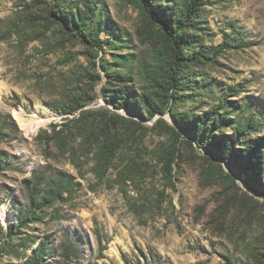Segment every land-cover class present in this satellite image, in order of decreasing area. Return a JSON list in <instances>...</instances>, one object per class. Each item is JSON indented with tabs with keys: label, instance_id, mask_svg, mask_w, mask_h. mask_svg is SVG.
<instances>
[{
	"label": "rangeland",
	"instance_id": "rangeland-1",
	"mask_svg": "<svg viewBox=\"0 0 264 264\" xmlns=\"http://www.w3.org/2000/svg\"><path fill=\"white\" fill-rule=\"evenodd\" d=\"M153 1L159 14L179 3ZM86 3L93 18L81 34L70 19ZM58 8L67 21L50 16ZM164 32L141 0H0V226L28 209L34 176L66 172L76 183L23 235L0 234V264H26L44 242V264H264V195L171 111L202 117L222 106L226 133L253 118L260 129L250 138L264 143V0L206 3L185 36L180 100L151 119L141 101L159 104L164 93L173 51ZM125 85L144 117L112 103ZM109 124L124 135L111 165L98 149ZM177 149L169 172L163 161Z\"/></svg>",
	"mask_w": 264,
	"mask_h": 264
},
{
	"label": "trees",
	"instance_id": "trees-1",
	"mask_svg": "<svg viewBox=\"0 0 264 264\" xmlns=\"http://www.w3.org/2000/svg\"><path fill=\"white\" fill-rule=\"evenodd\" d=\"M208 1L179 0L178 5L159 14L151 8L154 3L153 0H141L142 9L148 15L150 21L155 25H160L165 30L164 37L166 41L173 45L169 67L165 73L166 81L162 88L164 93L159 104L155 102L151 103L147 99L144 101L138 98V100H142L143 105H146L145 109L150 114L151 119L155 114H165L167 109L172 108L175 101L180 100L176 94H178L184 85H187L185 74H188L189 70L185 63L187 60L184 57V52L189 47V39H185V36L194 27ZM86 8L88 9V13L79 15L75 21L72 20V16L70 19L71 26L81 34H86L89 28V21L93 18L92 16H88L92 14L91 4L86 3ZM50 16H54L58 21H67L69 18L68 16H64L59 8L53 14L51 12ZM49 22L56 24L57 21L50 18ZM225 45L226 43L222 46ZM133 96V88L125 85L124 89L116 94L115 101L119 100L120 102L112 101V103L130 107L141 117H144L143 106H133L131 104ZM221 110H224V107L221 106L219 109L216 107L212 108L210 113L202 117L190 114L178 117L177 110L171 111L179 125L194 136L201 147L208 148L223 163L230 165L234 171L240 174L243 182L249 189L264 195V143L259 142L262 140L250 138L251 134L259 133L260 124L253 118L235 122L231 126L232 133L228 134L226 133L228 118L226 115L220 113ZM10 118L14 126L17 127L16 122L12 117ZM54 128L56 129V127ZM112 130L115 132L112 133ZM100 131L101 133L98 135L100 141L98 145L100 163H109L111 165L114 160V153L119 151L120 146L124 142V135L119 136L121 134L120 130L110 124L102 126ZM173 131L177 137H182L175 129ZM1 140L0 133V142ZM61 141L65 142L64 140ZM188 144H191V142H188ZM177 151L178 149L168 154L163 161L168 171L172 167V163L176 158L174 155ZM3 154H0V164L4 161ZM208 160L224 172L223 166L220 163L213 161L212 157L208 158ZM227 176L233 181L231 176ZM27 183L30 188L28 209L20 211L16 217V223L9 225L7 231H4V228L0 226V234H6L7 242L18 235H23L22 231L28 229L30 224L38 223L40 221V214L54 208L56 204L65 203L68 196L72 195L76 189L74 177L66 172H56L50 177L47 176V173H42L34 176ZM7 242L1 245L3 249L7 246ZM46 251L47 243L44 242L32 252L26 264H44Z\"/></svg>",
	"mask_w": 264,
	"mask_h": 264
},
{
	"label": "bare ground",
	"instance_id": "bare-ground-1",
	"mask_svg": "<svg viewBox=\"0 0 264 264\" xmlns=\"http://www.w3.org/2000/svg\"><path fill=\"white\" fill-rule=\"evenodd\" d=\"M14 114H15L16 119L19 121V123L21 124V126H22L23 128H25L26 131H28L29 129H32V128H33L32 125L35 123V122H34L35 120L27 121V120H25V118H23V116H22L19 112H17V111H15ZM37 124L39 125V124H41V122H38V121H37ZM37 124H36V125H37ZM10 217H11V216H10Z\"/></svg>",
	"mask_w": 264,
	"mask_h": 264
}]
</instances>
